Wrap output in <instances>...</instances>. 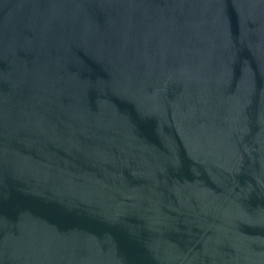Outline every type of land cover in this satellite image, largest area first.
<instances>
[{
    "label": "water",
    "instance_id": "1",
    "mask_svg": "<svg viewBox=\"0 0 264 264\" xmlns=\"http://www.w3.org/2000/svg\"><path fill=\"white\" fill-rule=\"evenodd\" d=\"M0 264H264V0H0Z\"/></svg>",
    "mask_w": 264,
    "mask_h": 264
}]
</instances>
